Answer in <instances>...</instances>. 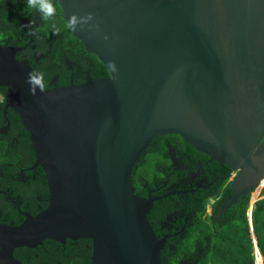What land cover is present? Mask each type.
<instances>
[{
  "label": "water",
  "instance_id": "water-1",
  "mask_svg": "<svg viewBox=\"0 0 264 264\" xmlns=\"http://www.w3.org/2000/svg\"><path fill=\"white\" fill-rule=\"evenodd\" d=\"M58 2L66 23L94 14L98 27L71 32L109 76L34 96L23 47L0 43L4 116L18 113L49 188L44 209L0 222V264H25L16 248L67 238L91 239V264H161L167 236L148 218L160 196L137 195L132 183L153 138L179 135L235 172L220 209L264 178V0Z\"/></svg>",
  "mask_w": 264,
  "mask_h": 264
},
{
  "label": "trees",
  "instance_id": "trees-1",
  "mask_svg": "<svg viewBox=\"0 0 264 264\" xmlns=\"http://www.w3.org/2000/svg\"><path fill=\"white\" fill-rule=\"evenodd\" d=\"M53 2L56 15L44 21L37 10L27 7V0H0V42L23 47L17 58L45 73V88L69 84L72 76L74 83L109 76L106 65L66 27L58 0ZM6 90L0 86V93ZM4 106L5 98H0V222L17 225L24 219L23 211L36 214L48 205L49 191L43 168H32L35 155L29 132L12 107L7 110L8 120L5 118ZM8 122L9 127L2 129ZM171 147L182 158L178 166L172 164ZM150 155L157 156L155 163H148ZM208 158L179 135H160L132 169L138 195L151 190L154 195L186 190L155 200L148 215L157 236L170 233L161 251L162 264L184 260L191 264H256L253 232L264 263V198L253 205V229L248 215L250 194L220 209L222 201L232 195L234 171L217 161L207 163ZM190 174L193 180L182 185ZM166 220L168 226L161 228ZM14 255L25 264H91L92 241L46 239L36 247L16 248Z\"/></svg>",
  "mask_w": 264,
  "mask_h": 264
},
{
  "label": "clouds",
  "instance_id": "clouds-1",
  "mask_svg": "<svg viewBox=\"0 0 264 264\" xmlns=\"http://www.w3.org/2000/svg\"><path fill=\"white\" fill-rule=\"evenodd\" d=\"M27 7L37 10L41 14V19L44 21H49L50 19H52L56 15V6H55L53 0H27ZM94 18L95 17H94L93 13H89L86 16H80L78 14L73 13L70 16V18L68 19V23H67L66 27H68L69 29H71L73 31H75L78 28L83 27L85 25H88L89 28H96V27H98V25H94L91 23L94 20ZM56 31L58 33L59 29L57 28ZM107 38L108 37L105 36V39H107ZM112 69L114 71L116 70L115 64L112 65ZM26 83L29 85V90H30L32 95L35 96L37 94L38 89L41 92H43L45 90V87H46V85H45V73L43 71H39V70L30 71L28 73V78H27ZM233 173H235V172H233ZM231 178H232V176H231ZM45 179H46V175H45ZM46 183H47V180H46ZM47 187H48V184H47ZM48 191H49V188H48ZM249 208H250V205H249ZM254 249H255L254 255H255V259H256V252L260 253V251H259L258 246H257V249L256 248H254ZM261 258H262V255H261ZM161 260H162V258H161ZM261 261L263 263V259H261ZM161 264H162V262H161Z\"/></svg>",
  "mask_w": 264,
  "mask_h": 264
},
{
  "label": "flooded vegetation",
  "instance_id": "flooded-vegetation-1",
  "mask_svg": "<svg viewBox=\"0 0 264 264\" xmlns=\"http://www.w3.org/2000/svg\"><path fill=\"white\" fill-rule=\"evenodd\" d=\"M1 43V42H0ZM2 44V43H1ZM70 82H74V79H73V76L71 77V80H70ZM4 94H5V96H4ZM0 93V98L1 99H4L5 97H6V93ZM6 127H9V125L7 126V125H5V126H3L2 127V129H6ZM169 146L171 145V144H168ZM173 150H175L177 153H178V150L177 149H175L174 147H171V155H172V158H173V163L172 164H174L175 166H178L179 164H180V161L182 160V158H181V156L180 155H176V154H174L173 153ZM208 160V159H207ZM193 178H194V176L193 175H189L187 178H184L183 179V183H182V185H187V184H189L192 180H193ZM198 184H201L200 182L198 183ZM179 185V183L178 184H174V185H171V187H174V186H178ZM152 191V190H151ZM151 191H149L148 192V194L147 195H140V196H143V197H148L149 196V194H152V195H154ZM186 190H184V189H177V190H171V191H169V192H166V193H164V194H162V195H154V196H160V198L161 197H163V196H166L167 194H169V193H174V192H185ZM159 198V199H160ZM158 200V199H157ZM154 206V205H153ZM152 209H153V207H152ZM151 209V210H152ZM151 210H150V212H151ZM24 212H26V211H23V213ZM149 212V213H150ZM32 214V213H31ZM24 215V214H23ZM149 215V214H148ZM168 218H171V216H168ZM168 221L166 220V221H164V222H162L161 223V228H164V227H166V226H168ZM156 233V232H155ZM170 234V233H169ZM169 234L168 233H164L161 237H163L164 235H166L167 237L169 236ZM157 235V234H156ZM159 237V236H158ZM161 237H159V238H161ZM166 240H167V238H166ZM164 248V247H163ZM168 264V263H167ZM177 264H191V262L190 261H181L180 263L178 262Z\"/></svg>",
  "mask_w": 264,
  "mask_h": 264
},
{
  "label": "built area",
  "instance_id": "built-area-1",
  "mask_svg": "<svg viewBox=\"0 0 264 264\" xmlns=\"http://www.w3.org/2000/svg\"><path fill=\"white\" fill-rule=\"evenodd\" d=\"M234 173L232 174L233 177ZM264 198V183L261 182L257 184L253 190L250 192V207L253 208V205L256 201ZM258 256L261 258V254L256 252V260H258Z\"/></svg>",
  "mask_w": 264,
  "mask_h": 264
},
{
  "label": "rangeland",
  "instance_id": "rangeland-1",
  "mask_svg": "<svg viewBox=\"0 0 264 264\" xmlns=\"http://www.w3.org/2000/svg\"><path fill=\"white\" fill-rule=\"evenodd\" d=\"M156 160H157V156H155V155H150L149 157H148V163H155L156 162ZM150 169H151V173H152V167H150ZM211 210V208H208V211H210ZM255 262H256V264H257V260L255 259Z\"/></svg>",
  "mask_w": 264,
  "mask_h": 264
},
{
  "label": "bare ground",
  "instance_id": "bare-ground-1",
  "mask_svg": "<svg viewBox=\"0 0 264 264\" xmlns=\"http://www.w3.org/2000/svg\"><path fill=\"white\" fill-rule=\"evenodd\" d=\"M5 137V136H4ZM10 139V138H9ZM261 183L263 184L264 183V178L262 179ZM257 263L258 264H263L261 259H260V256H258V260H257Z\"/></svg>",
  "mask_w": 264,
  "mask_h": 264
}]
</instances>
